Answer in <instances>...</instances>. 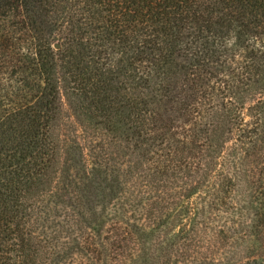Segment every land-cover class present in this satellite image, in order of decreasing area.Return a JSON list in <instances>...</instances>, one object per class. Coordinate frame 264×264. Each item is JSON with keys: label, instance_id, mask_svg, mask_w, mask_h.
<instances>
[{"label": "trees", "instance_id": "trees-1", "mask_svg": "<svg viewBox=\"0 0 264 264\" xmlns=\"http://www.w3.org/2000/svg\"><path fill=\"white\" fill-rule=\"evenodd\" d=\"M0 264H264V0H0Z\"/></svg>", "mask_w": 264, "mask_h": 264}, {"label": "rangeland", "instance_id": "rangeland-1", "mask_svg": "<svg viewBox=\"0 0 264 264\" xmlns=\"http://www.w3.org/2000/svg\"><path fill=\"white\" fill-rule=\"evenodd\" d=\"M62 132L65 135H72V134H84L82 131L81 126L76 121L75 117L73 116L72 112L66 105L63 100L62 104Z\"/></svg>", "mask_w": 264, "mask_h": 264}, {"label": "water", "instance_id": "water-1", "mask_svg": "<svg viewBox=\"0 0 264 264\" xmlns=\"http://www.w3.org/2000/svg\"><path fill=\"white\" fill-rule=\"evenodd\" d=\"M58 46H59V45H58V43H55V44H54V47H56V48H57Z\"/></svg>", "mask_w": 264, "mask_h": 264}]
</instances>
